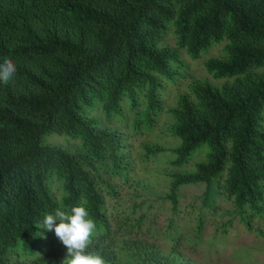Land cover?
I'll return each mask as SVG.
<instances>
[{"label": "trees", "instance_id": "trees-1", "mask_svg": "<svg viewBox=\"0 0 264 264\" xmlns=\"http://www.w3.org/2000/svg\"><path fill=\"white\" fill-rule=\"evenodd\" d=\"M219 44L223 55L202 66L222 85L191 78L183 54L196 61ZM4 58L16 76L0 82V264H62L66 248L41 221L75 205L96 223L89 250L106 264H197L174 218L170 246L158 239V201L142 200L144 181L132 179V137L101 118L137 135L171 116L175 145L142 149L144 162L169 155L161 175L173 214L182 188L205 185V207L230 201L250 228L264 217V0H0ZM196 151L204 159L184 169ZM130 180L135 191L122 194Z\"/></svg>", "mask_w": 264, "mask_h": 264}, {"label": "rangeland", "instance_id": "rangeland-1", "mask_svg": "<svg viewBox=\"0 0 264 264\" xmlns=\"http://www.w3.org/2000/svg\"><path fill=\"white\" fill-rule=\"evenodd\" d=\"M168 41L174 44L171 37H168ZM222 55L223 44L207 49L196 61H192L185 53L183 54L189 63L190 76H193L191 78L207 79L216 87H220L224 81L214 80L205 72L202 64L210 57H221ZM185 88L186 83L180 91L184 92ZM176 101L177 94L174 91L167 97L168 108L174 106ZM93 115L101 116L102 113L94 111ZM127 119L129 121L131 116H127ZM101 122L105 125L104 127L110 130L116 129L131 135V155L137 164L136 173H133L132 179L144 181L145 188L139 187L137 190L142 194V200L152 203L158 201L155 206L156 212H152L157 217L154 229L159 232L158 239L165 243L164 246H170L169 242L164 240L163 234L167 231L168 219L174 218L176 228L183 232L184 240H186L181 244V252L188 255L197 264H264V237L259 233L264 231V217L255 218L253 227L250 228L241 220L239 214L233 211L230 201L221 199L213 210L205 207L203 205L205 185L185 187L180 190L177 214H173L170 203L163 200V197L169 194L170 189L165 177L161 175V171L166 167L169 155L164 153L151 162H144L146 159L142 147L145 144H159L167 149L175 145L176 142L171 139L169 133L172 123L171 116L164 113L156 119L151 130L137 135L131 131L129 122H118L116 119L108 122L102 118ZM58 136L48 135L44 139L50 138L47 142L60 145L71 151L76 150V141L67 140L64 138L65 136ZM177 141L180 143L179 139ZM203 159L204 153L196 151V156L184 169L192 170L195 161L199 162ZM133 183L135 182L130 180L128 184H124L122 194L133 193L136 187L129 188V184ZM53 190L58 199H61L60 190L58 188ZM158 198L160 200H157ZM123 208L125 209L126 206ZM201 222L203 223L202 231L200 234L197 233V241H192Z\"/></svg>", "mask_w": 264, "mask_h": 264}, {"label": "clouds", "instance_id": "clouds-1", "mask_svg": "<svg viewBox=\"0 0 264 264\" xmlns=\"http://www.w3.org/2000/svg\"><path fill=\"white\" fill-rule=\"evenodd\" d=\"M15 76L13 61L4 58L0 62V82L7 84ZM41 224L44 230L53 231L66 248L62 264H106L99 251L89 250L97 226L85 206H71L67 211L57 209L54 214L46 212Z\"/></svg>", "mask_w": 264, "mask_h": 264}]
</instances>
